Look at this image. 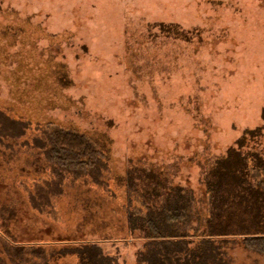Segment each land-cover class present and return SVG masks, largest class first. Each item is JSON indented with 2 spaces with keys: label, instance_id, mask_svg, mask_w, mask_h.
<instances>
[{
  "label": "rangeland",
  "instance_id": "374dc122",
  "mask_svg": "<svg viewBox=\"0 0 264 264\" xmlns=\"http://www.w3.org/2000/svg\"><path fill=\"white\" fill-rule=\"evenodd\" d=\"M0 112V264H82L89 241L139 264L148 239L128 230V178L141 184L153 164L199 188L230 147L264 154V0H0ZM23 119L96 139L111 168L100 185L53 173L46 126ZM247 196L204 233L197 204L181 238L194 252L211 240L218 264H264L239 234L260 211ZM192 257L179 264H203Z\"/></svg>",
  "mask_w": 264,
  "mask_h": 264
},
{
  "label": "trees",
  "instance_id": "16d2710c",
  "mask_svg": "<svg viewBox=\"0 0 264 264\" xmlns=\"http://www.w3.org/2000/svg\"><path fill=\"white\" fill-rule=\"evenodd\" d=\"M159 26L168 35L190 38L188 33L180 30L174 23L160 22ZM67 78L64 72L61 73L60 79L65 85L69 83ZM17 123L24 131L34 125L46 126L42 129L46 128L48 139L41 138L39 143L52 162L53 173L60 177L65 173H71L75 177L86 174L96 177L95 181L99 182L104 171L111 169L104 147L80 130H66L61 127L53 129L58 124H42L30 119L19 120ZM258 130L247 131L258 134ZM243 144V140L240 141V145ZM147 166L149 173H145V178L141 176V184L133 180L134 184L129 178L126 180L128 192L133 193L136 201L133 207H130L132 201L129 200V233L141 230L142 235L148 239L146 251L140 252L137 257L139 264H179L184 255L190 261H197L192 257L195 253L201 254L203 264L220 263L221 259L217 263V257L222 251L217 249L211 240H204L203 246L194 252L196 248L188 247L186 238H181L187 232L179 224L190 220L194 213L198 214V217L203 216V210L197 208L200 204L206 206L204 221L200 217V229L203 233L215 229L221 217L226 216L225 223H228L232 217L236 193H240L244 200L248 199L247 195L251 192L255 195V203L260 211L254 219L248 221V225L252 224L253 227L244 228L245 222L238 225L242 232L239 234L242 235L241 241L246 248L264 254V154L258 151L244 152L238 147H230L227 154L219 157L204 171L205 173L203 172L199 178V188L176 183L173 172L164 166L155 168L157 172L151 171L156 165ZM253 175L259 177L258 182L252 179ZM97 185H100V182ZM171 236L179 238L164 239ZM89 242L93 243L84 244L79 251L82 264H115V257L105 254L95 241Z\"/></svg>",
  "mask_w": 264,
  "mask_h": 264
}]
</instances>
